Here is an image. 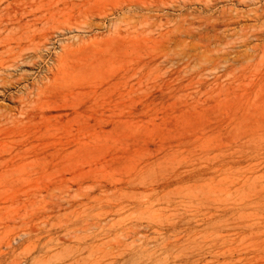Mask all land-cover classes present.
Wrapping results in <instances>:
<instances>
[{"label": "rangeland", "instance_id": "obj_1", "mask_svg": "<svg viewBox=\"0 0 264 264\" xmlns=\"http://www.w3.org/2000/svg\"><path fill=\"white\" fill-rule=\"evenodd\" d=\"M133 1L0 0V264H264V0Z\"/></svg>", "mask_w": 264, "mask_h": 264}, {"label": "bare ground", "instance_id": "obj_2", "mask_svg": "<svg viewBox=\"0 0 264 264\" xmlns=\"http://www.w3.org/2000/svg\"><path fill=\"white\" fill-rule=\"evenodd\" d=\"M139 1V0H138ZM147 1H149V0H146V2ZM152 1V0H151ZM156 1V0H155ZM160 1V0H159ZM166 0H163V2H165ZM168 1V0H167ZM166 1V2H167ZM187 1L188 0H185V3H184V7H187L189 4L187 3ZM201 1H206V0H201ZM208 1V6L209 7H211V3H215L216 1H218V0H207ZM127 2V1H126ZM134 2V1H133ZM135 2H137V0L135 1ZM134 2V4H133V6H136L138 9H141V11L143 10H152L154 7H159V5L157 4V5H154V4H151V5H147V4H145V5H141V4H139V3H135ZM169 2V1H168ZM153 3V2H152ZM230 4V3H229ZM234 4H235V1H234ZM125 5H127V4H125ZM124 5V6H125ZM192 5V4H191ZM195 5V4H194ZM220 5V4H219ZM224 5V4H223ZM132 6V5H131ZM132 6V7H133ZM200 6V5H199ZM217 6V5H216ZM129 7V6H128ZM135 7V8H136ZM201 7H202V5H201ZM248 7V6H247ZM123 8V7H122ZM204 8V7H203ZM214 8V7H213ZM236 8V7H235ZM246 8V7H245ZM120 9V8H119ZM193 9V8H192ZM214 9H216V8H214ZM239 9V8H238ZM156 9H154V11H155ZM165 10V9H164ZM171 10V9H170ZM184 10V9H183ZM213 10V9H212ZM246 10V9H245ZM21 11V10H20ZM160 11V10H159ZM163 11V10H162ZM215 11V10H214ZM248 11V10H247ZM10 12V11H9ZM83 12V11H82ZM137 12H139V10L137 11ZM149 12V11H148ZM152 12V11H151ZM156 12H158V11H156ZM165 12V11H164ZM175 12V11H174ZM178 12H180V11H178ZM153 13V12H152ZM181 13V12H180ZM206 13V12H205ZM147 14H149V13H147ZM158 14V13H157ZM177 14V13H176ZM186 14V13H185ZM85 15V14H84ZM125 15V14H124ZM124 15H123V17H124ZM161 15V14H160ZM194 17H196V16H194ZM5 18V17H4ZM82 18V17H81ZM216 18V17H215ZM241 18H242V16L241 15H239V14H234L232 11L231 12H228L227 10H224V11H222V12H219V17L217 18V20H216V23L214 24V25H212V28H213V30H216L217 28H218V26H219V28L220 27H224V28H230V27H232L233 25H236V24H239V23H241ZM84 19V18H83ZM136 19V18H135ZM214 19V18H213ZM244 19V18H243ZM242 19V20H243ZM186 20V19H185ZM246 20V19H245ZM244 20V21H245ZM7 21V20H6ZM90 21V20H89ZM243 21V22H244ZM247 21V20H246ZM24 22V21H23ZM128 22V21H127ZM130 22V21H129ZM14 23V22H13ZM12 23V24H13ZM131 23V22H130ZM207 23V22H206ZM244 23H246V22H244ZM21 24V23H20ZM209 24V23H208ZM19 26V25H18ZM241 26V25H240ZM120 27V26H119ZM122 27V26H121ZM247 27V26H246ZM5 28V27H4ZM206 28V27H205ZM0 29H2V28H0ZM128 32V31H127ZM130 33V32H129ZM128 34V33H127ZM218 37V36H217ZM221 39V38H220ZM223 41H225V40H223ZM220 42V41H219ZM218 42V43H219ZM223 43V42H222ZM19 120V119H18Z\"/></svg>", "mask_w": 264, "mask_h": 264}]
</instances>
